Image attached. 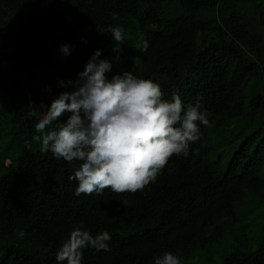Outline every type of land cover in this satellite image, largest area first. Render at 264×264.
Returning a JSON list of instances; mask_svg holds the SVG:
<instances>
[{"label":"trees","instance_id":"16d2710c","mask_svg":"<svg viewBox=\"0 0 264 264\" xmlns=\"http://www.w3.org/2000/svg\"><path fill=\"white\" fill-rule=\"evenodd\" d=\"M109 25L124 31L119 51ZM97 49L107 79L131 72L207 112L188 156L135 193L74 195L79 162L32 139ZM76 228L111 236L82 264H154L166 251L264 264V0H0V264H66L55 257Z\"/></svg>","mask_w":264,"mask_h":264},{"label":"clouds","instance_id":"9594fccd","mask_svg":"<svg viewBox=\"0 0 264 264\" xmlns=\"http://www.w3.org/2000/svg\"><path fill=\"white\" fill-rule=\"evenodd\" d=\"M103 32L111 33L117 45L114 51H119L118 46L126 41L123 29L109 25ZM71 47L62 44L59 52L67 56ZM100 56L101 50L94 51L78 73L75 90L60 93L40 114L35 124L37 135L32 137L42 152L51 151L69 163L79 162L68 178L78 182L76 196L102 194L106 188L117 194L143 190L155 181L172 155L188 156L190 143L200 139L197 121L209 125L206 110H201L202 97L185 107L178 94L174 93L171 101L164 100L159 85L131 72L109 80L105 73L111 71V64ZM60 86L67 85L61 81ZM66 112L70 115L60 122ZM110 239L108 232L93 237L76 228L55 259L82 264L83 249L110 251ZM154 264H181V259L166 251L154 257Z\"/></svg>","mask_w":264,"mask_h":264}]
</instances>
